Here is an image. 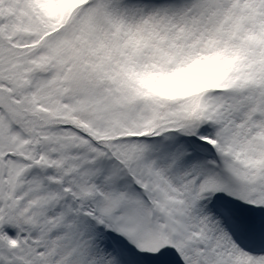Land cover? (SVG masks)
Returning <instances> with one entry per match:
<instances>
[{"label": "snow or ice", "instance_id": "6c2138e0", "mask_svg": "<svg viewBox=\"0 0 264 264\" xmlns=\"http://www.w3.org/2000/svg\"><path fill=\"white\" fill-rule=\"evenodd\" d=\"M0 264H264V0H0Z\"/></svg>", "mask_w": 264, "mask_h": 264}]
</instances>
